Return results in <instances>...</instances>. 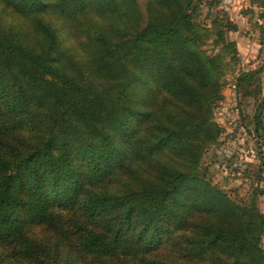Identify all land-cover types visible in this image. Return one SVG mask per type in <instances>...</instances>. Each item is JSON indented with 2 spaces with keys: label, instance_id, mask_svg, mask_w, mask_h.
<instances>
[{
  "label": "trees",
  "instance_id": "obj_1",
  "mask_svg": "<svg viewBox=\"0 0 264 264\" xmlns=\"http://www.w3.org/2000/svg\"><path fill=\"white\" fill-rule=\"evenodd\" d=\"M0 1L29 20L0 25V260L262 264L264 189L236 201L198 166L221 131L236 23L197 21L200 0H147L145 14L137 0ZM47 10L112 23L80 27V60L39 17ZM251 125L261 149L264 93Z\"/></svg>",
  "mask_w": 264,
  "mask_h": 264
},
{
  "label": "rangeland",
  "instance_id": "obj_2",
  "mask_svg": "<svg viewBox=\"0 0 264 264\" xmlns=\"http://www.w3.org/2000/svg\"><path fill=\"white\" fill-rule=\"evenodd\" d=\"M137 1L145 14L147 0ZM210 1L200 0L196 20L212 25V21L217 16L224 15L225 18L236 23L237 29H226L225 34L227 39L235 40L237 52L232 59L229 54L225 56L227 65L223 74V96L214 107V119L221 126L220 134L216 141L206 146L198 166L204 171L202 178L222 188L229 197L236 201H249L256 187L264 189V162H262L264 145L260 149L259 144L263 141L255 134L251 125L256 104L264 93V51L260 45L264 41V24L256 20L258 17L262 20L264 18V0H255L254 9L251 5L252 0H247L246 6L243 4L244 1L235 0L236 4L229 12L219 8V0H212L211 4ZM236 13L237 16L243 13L242 18H237ZM39 17L57 29L62 46L80 60L89 56L88 46L85 45L86 36L81 32L80 27L85 24L91 30L94 26L102 25L107 30L112 23L109 16L99 14L80 16L76 20L69 21L47 10L40 13ZM24 19L29 21L28 18H23L20 13L15 12L11 6L0 1L1 26ZM29 27L31 28L30 23ZM111 33L118 35L119 30L112 27ZM214 36V32H211L205 40L203 47L208 51L212 49L211 42ZM217 49L218 47H215V50ZM258 67L262 70L255 75V81L247 82L241 88L236 87L235 77L241 70ZM257 198L259 209L264 213V193L259 192ZM261 243L264 248V232ZM0 264L9 263L0 260Z\"/></svg>",
  "mask_w": 264,
  "mask_h": 264
},
{
  "label": "built area",
  "instance_id": "obj_3",
  "mask_svg": "<svg viewBox=\"0 0 264 264\" xmlns=\"http://www.w3.org/2000/svg\"><path fill=\"white\" fill-rule=\"evenodd\" d=\"M235 4V0H219L218 6L221 10L229 12Z\"/></svg>",
  "mask_w": 264,
  "mask_h": 264
},
{
  "label": "crops",
  "instance_id": "obj_4",
  "mask_svg": "<svg viewBox=\"0 0 264 264\" xmlns=\"http://www.w3.org/2000/svg\"><path fill=\"white\" fill-rule=\"evenodd\" d=\"M238 2L239 1H244L243 2V4H244V6H246L247 5V0H237ZM255 0H252L251 1V5H252V7H253V9L255 8V2H254ZM258 3V2H257ZM250 5V6H251ZM243 14V13H242ZM242 14L241 13H239V15L237 16V13L235 14L236 16H237V18H242ZM256 20L258 21V23H263L264 24V18H263V20L261 19V17H258V18H256ZM264 34V33H263ZM264 38V37H263ZM263 41V40H262ZM261 46H262V48H263V51H264V47H263V45H264V41L263 42H261V44H260Z\"/></svg>",
  "mask_w": 264,
  "mask_h": 264
}]
</instances>
